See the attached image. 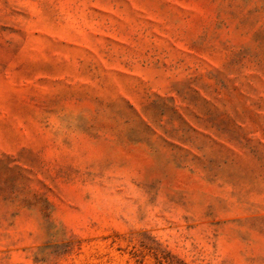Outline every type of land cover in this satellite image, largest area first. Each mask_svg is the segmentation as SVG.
<instances>
[{
    "label": "rangeland",
    "instance_id": "374dc122",
    "mask_svg": "<svg viewBox=\"0 0 264 264\" xmlns=\"http://www.w3.org/2000/svg\"><path fill=\"white\" fill-rule=\"evenodd\" d=\"M0 264H264V0H0Z\"/></svg>",
    "mask_w": 264,
    "mask_h": 264
}]
</instances>
